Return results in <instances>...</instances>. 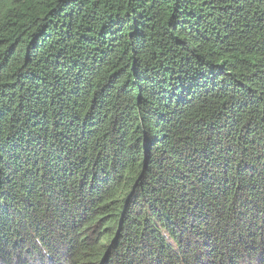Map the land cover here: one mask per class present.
Wrapping results in <instances>:
<instances>
[{"label": "trees", "instance_id": "1", "mask_svg": "<svg viewBox=\"0 0 264 264\" xmlns=\"http://www.w3.org/2000/svg\"><path fill=\"white\" fill-rule=\"evenodd\" d=\"M0 264H264V0H0Z\"/></svg>", "mask_w": 264, "mask_h": 264}]
</instances>
